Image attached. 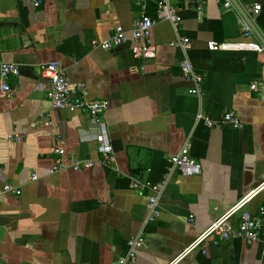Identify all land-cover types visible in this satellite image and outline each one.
<instances>
[{"label": "crops", "instance_id": "crops-1", "mask_svg": "<svg viewBox=\"0 0 264 264\" xmlns=\"http://www.w3.org/2000/svg\"><path fill=\"white\" fill-rule=\"evenodd\" d=\"M35 1L0 0V67L20 66L8 80L12 94L0 82V264H116L139 235L145 246L136 264H171L264 181V88L251 90L264 82V55L208 50L211 41L252 40L244 38L242 15L217 0H169L178 32L192 47L172 48V24L156 21L152 60L134 58L130 39L112 51L93 45L109 39L117 24L130 32L142 15L138 0ZM158 2H146L154 20ZM238 2L264 36V0ZM256 4L262 10L254 18ZM185 59L204 79L202 96L190 93L195 85L183 76ZM49 63L60 64L71 83L85 84L89 100L109 103L100 121L114 162L52 173L58 138L67 165L73 158L98 161L100 153L98 124L89 114L51 108V86L40 72ZM228 111L240 116L242 130L210 129L197 119L203 113L218 120ZM188 141L202 165L196 177L169 169L168 160ZM136 178L167 183L155 223L146 224L151 192L134 191ZM5 185L22 194H4ZM246 209L264 218V191ZM232 221L237 226L239 215ZM178 264H264V230L252 244H205Z\"/></svg>", "mask_w": 264, "mask_h": 264}, {"label": "built area", "instance_id": "built-area-1", "mask_svg": "<svg viewBox=\"0 0 264 264\" xmlns=\"http://www.w3.org/2000/svg\"><path fill=\"white\" fill-rule=\"evenodd\" d=\"M189 2L190 0H185ZM223 3L226 10L235 9L231 0H217ZM147 0H138V4L142 8V15L134 21L133 28L127 32L122 25L117 24L114 27L113 35L107 40H95L93 45L104 51H112L122 46L129 39L134 42L132 54L134 58L152 60L157 57V46L152 40V30L156 21H168L172 24L176 39L170 43L172 48H181L187 52L191 49V41L188 37L181 36L178 32L180 18L177 10L170 5L169 0H159L157 6V18L152 19L146 15ZM36 6L42 4V0L35 1ZM199 14H202V7L199 8ZM262 10L259 4L254 5L252 9L253 17H257ZM243 35L244 38H252L251 41L237 42H215L208 43V50L211 52H232V51H254L264 55V45L256 38L250 24L243 19ZM181 70L187 81L193 82L195 87L190 93L196 96H202L201 85L203 77L196 73L189 59H185L181 64ZM42 78L50 83L49 100L53 110H68L70 112H86L89 114L92 122L98 124L100 158L98 161L90 159L73 158L71 164L67 165L63 161L65 149L61 146V140L57 141L54 147V153L57 155L56 164L52 173L60 170L72 169L75 172L82 170H91L99 164L107 165L115 161L113 146L106 128V125L100 121L101 115L108 108L107 101L89 100L87 98V90L85 84H73L65 74L64 69L58 63L42 64L40 66ZM20 75V66L14 63H3L0 67V82L4 92L12 94V89L8 84L10 77H18ZM264 88L263 81H255L251 84L252 91H259ZM264 102V98H263ZM197 119L205 124L206 127L213 129L220 126H227L234 130H242L244 123L240 116L234 111L225 112L220 119L213 120L210 116L199 113ZM192 143L186 142L183 148L173 155L168 161L170 170H178L185 177H196L202 173V165L191 155ZM32 181L38 180V176L32 175ZM166 181L159 183H151L150 181L136 178L133 180L131 188L140 193L144 191L151 192L148 199V216L146 224L155 223L162 215L160 209V197L166 187ZM264 191V181L261 182L254 190L244 196L230 210L224 213L217 220L212 222L199 236L171 263L178 264L181 260L189 256L191 253L201 248L205 244L211 243L219 245L232 239H242L248 244L257 242L261 238L264 230V218L256 217L250 213L247 205L260 193ZM4 194L21 195L22 191L12 185H5ZM239 215L238 225L233 224L234 216ZM194 220L191 218L190 222ZM145 246L143 236H136L128 241V254L120 258L116 264H136L137 253ZM206 253V250H204Z\"/></svg>", "mask_w": 264, "mask_h": 264}, {"label": "water", "instance_id": "water-1", "mask_svg": "<svg viewBox=\"0 0 264 264\" xmlns=\"http://www.w3.org/2000/svg\"><path fill=\"white\" fill-rule=\"evenodd\" d=\"M235 9L242 15V17L244 18V20H246L254 34L256 35L257 39L259 40V42L264 45V36L259 32V30L256 28V26L253 24L249 14L244 10V8L242 7V5L238 2V0H231Z\"/></svg>", "mask_w": 264, "mask_h": 264}]
</instances>
